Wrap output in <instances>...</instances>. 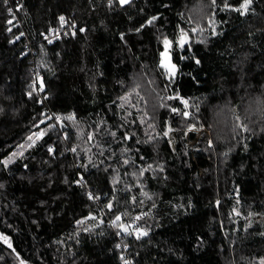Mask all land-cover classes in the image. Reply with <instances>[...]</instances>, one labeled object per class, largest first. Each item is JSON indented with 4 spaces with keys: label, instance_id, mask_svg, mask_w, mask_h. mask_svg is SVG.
Wrapping results in <instances>:
<instances>
[{
    "label": "trees",
    "instance_id": "trees-1",
    "mask_svg": "<svg viewBox=\"0 0 264 264\" xmlns=\"http://www.w3.org/2000/svg\"><path fill=\"white\" fill-rule=\"evenodd\" d=\"M241 3L0 0V264H122L115 230L131 223L144 233L126 240L134 264L264 260V0L244 15ZM60 17L74 33L49 44ZM44 109L61 123L5 165ZM191 124L206 131L200 173Z\"/></svg>",
    "mask_w": 264,
    "mask_h": 264
},
{
    "label": "built area",
    "instance_id": "built-area-1",
    "mask_svg": "<svg viewBox=\"0 0 264 264\" xmlns=\"http://www.w3.org/2000/svg\"><path fill=\"white\" fill-rule=\"evenodd\" d=\"M74 29L75 27L69 26L66 20L62 27L60 21L57 28L48 30V33L45 34L44 39L49 44L56 43L58 41H61L65 37L71 36L74 33ZM39 80H41V77L37 74L32 77L30 83V93L37 97V103L43 104L45 98L42 95L43 90L40 89ZM42 114H43L42 117L43 124H51L53 126H56L62 121V118L59 115L53 114V112H51V110L49 109H44ZM56 117L61 118L59 122L57 121ZM83 182H84L83 178L81 176H78L75 184L80 185ZM106 223L109 226L112 225L110 221H107ZM126 229H127V236L124 233H122L124 231H122L121 229L115 230L116 249L118 251L119 259L122 264H134V259L130 255L131 253L128 250L126 240L134 239L136 241H140L143 238L144 234L143 235L141 234L143 233V231L140 228H138L134 223L129 224L128 227H126Z\"/></svg>",
    "mask_w": 264,
    "mask_h": 264
},
{
    "label": "snow or ice",
    "instance_id": "snow-or-ice-1",
    "mask_svg": "<svg viewBox=\"0 0 264 264\" xmlns=\"http://www.w3.org/2000/svg\"><path fill=\"white\" fill-rule=\"evenodd\" d=\"M128 2H129V0H120L121 4H126ZM4 3H7V0H4ZM213 3H215V0H213ZM250 4H251V0H242V3L240 5V7L239 8H233L232 10L239 11L241 15H244L249 10V5ZM228 8H229V5L227 3H225V9H228ZM155 19H156L155 17L152 18V20H155ZM60 21H61V26L63 27V25L65 23L64 17H60ZM9 23L11 24L12 21H9ZM149 23H152V21L150 20ZM81 31H83V29H81ZM175 43L177 44L178 47L183 49L184 46L188 43L187 33H183L182 32L179 40L176 41ZM163 44H164V51L160 53V55H161V64H160V66L166 70V72H167L169 77H172V76L175 75V70H176V66L172 63L171 55H170V50L173 48V42H171L167 38H165L163 40ZM197 63H199V61H197ZM43 87H44V85H43V82L41 81L40 82V89L43 90ZM171 98L172 97H169V99H171ZM121 99L124 100V101H127L128 97H121ZM184 103L186 104L187 101H184ZM172 110L176 111V109H172ZM184 115L188 116L189 114L187 112H185ZM56 119L59 122L61 118L60 117H56ZM64 119L72 120V119H74V117L69 115V116L65 117ZM237 119H239V118H237ZM41 123H43V121H41ZM237 127H241V125L238 124ZM244 130H247V129L245 128ZM169 131H171V129H169ZM33 135L35 136V139H33V136H29L28 140L31 141V143L28 144L27 147L34 146L36 141L40 140L41 137L44 135V132H37V133H34ZM164 135L167 136L168 132H164ZM89 139H91V137H89ZM209 143L211 144V142H209ZM20 147L24 148V145H21ZM51 151H52V149L49 148V152H51ZM73 151H75V149H73ZM13 155L14 156L15 155L22 156L23 152L14 153ZM4 163H5V165H7L8 163H11V159H9L8 161H5ZM92 198L93 197L90 195L89 199H92ZM111 207H112V205L109 204L108 208L111 209ZM92 219H95V217H92ZM120 219H121L120 216H116L115 220L113 221V225H116V223L118 221H120ZM136 219H140V217H136ZM78 223H82V221L78 222ZM119 227H120V229L122 231H127V229L125 228L124 225L121 224V225H119ZM141 234L143 235L144 233H141ZM0 239H3L5 243L8 242V238L7 237H0ZM9 247H11L10 244H9ZM260 264H264V260H261Z\"/></svg>",
    "mask_w": 264,
    "mask_h": 264
},
{
    "label": "rangeland",
    "instance_id": "rangeland-1",
    "mask_svg": "<svg viewBox=\"0 0 264 264\" xmlns=\"http://www.w3.org/2000/svg\"><path fill=\"white\" fill-rule=\"evenodd\" d=\"M119 3H120V0H118ZM121 4V3H120ZM190 37V36H189ZM191 38V37H190ZM187 39L189 41V38L187 36ZM164 49V48H163ZM165 74L168 76L166 70L163 68ZM175 73H176V70H175ZM175 76V75H174ZM172 76V77H174ZM169 77V76H168ZM53 125L51 124H46V127H43L41 128L40 130H38L37 132H44L45 130H48L49 127H52ZM169 129H171V131H169ZM165 132H168V135L166 136L168 141H169V144L171 147L174 146V129L172 127H169L167 126L166 129L164 130ZM205 129L203 127H200L196 124H191L190 126H188L183 132L184 134V137L187 141V145L190 147L191 149V158H190V165H191V168H192V171L193 172H197V173H200L202 168L204 166H206V164L208 163V160L205 156V151H202V148H203V144L199 143L198 142L203 138V133H204ZM35 132V133H37ZM206 132V131H205ZM34 134V133H33ZM33 134H30V135H27L26 139H25V144H22L24 145V148H21L19 146V148L16 150L15 153H20V152H23L25 151L26 149H28L27 145L31 143V141L28 140V137L29 136H33V139H35V136ZM203 140V139H202ZM16 156H19V155H13L11 158V162L13 161V159L16 157ZM8 159V160H9ZM9 164V163H8ZM255 185H253V182L251 181H247L246 185H245V190H244V195H249L251 194L252 192H254L255 190ZM192 193L194 195V190H192ZM195 198V195L194 197ZM217 203V200L215 201V204ZM119 216V215H118ZM128 227V225H125V228ZM120 228V227H119ZM124 233L126 236H127V231H124L122 232Z\"/></svg>",
    "mask_w": 264,
    "mask_h": 264
},
{
    "label": "clouds",
    "instance_id": "clouds-1",
    "mask_svg": "<svg viewBox=\"0 0 264 264\" xmlns=\"http://www.w3.org/2000/svg\"><path fill=\"white\" fill-rule=\"evenodd\" d=\"M256 121H252V120H249V123L251 124V123H255Z\"/></svg>",
    "mask_w": 264,
    "mask_h": 264
}]
</instances>
